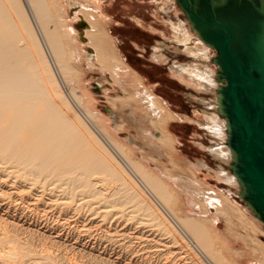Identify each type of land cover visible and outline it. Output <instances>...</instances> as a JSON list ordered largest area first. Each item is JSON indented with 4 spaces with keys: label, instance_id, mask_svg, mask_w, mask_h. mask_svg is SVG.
<instances>
[{
    "label": "bare ground",
    "instance_id": "6f19581e",
    "mask_svg": "<svg viewBox=\"0 0 264 264\" xmlns=\"http://www.w3.org/2000/svg\"><path fill=\"white\" fill-rule=\"evenodd\" d=\"M78 1L77 12L83 17L80 40L90 46L87 51L91 55L87 56L84 44L76 38L70 24H66L67 3L64 0H0V185L7 184L14 190L9 193L20 196L17 204L25 205L21 209L19 207L21 214L32 208L38 209L37 204L47 199L44 209H39L43 218L54 210L66 217L73 214L72 217L83 219L84 211L85 216L101 225L113 220L116 223L129 222L132 228L140 229L138 233L145 231L146 238L141 231V236H134L136 240L138 238L142 244L149 242V246L152 242L155 252L169 255L164 256L165 262L169 259L170 263L174 258L175 264H229L216 242L226 247L231 239L218 228V222L230 224L235 214L239 220L246 217L253 223L259 219L243 199L241 184L231 171L234 153L227 144V119L220 112L219 89L224 82L217 77L216 50L199 36L177 0H162L161 8L165 12L173 8L177 16V11H180L184 17L170 21V43L191 58L170 60L168 70L198 90L194 101L203 107L198 114L194 112L196 119L193 121L200 125L209 139L206 144L199 142L198 145L207 151L216 165L209 168L208 163L198 161L191 163V167L184 166L192 174L171 172L166 168L158 171L146 167L151 170L147 171L138 165L137 160L134 163L127 158L117 144L113 145L115 141L91 122L93 113L81 108V99L73 93L75 91L70 88L64 94L61 88L63 82L70 83L83 59L89 69L96 64L102 74L109 70L112 79L115 78L113 80L120 85L127 86L129 82L127 77L130 74L125 70L127 66L123 65L124 59L118 52L114 37L101 25V15L88 9L89 4L95 2ZM152 47V60H167L162 51L165 46L159 40ZM209 48L215 51L214 56H211ZM99 86L97 84L96 87ZM153 87L136 83L130 88L131 97L149 115L147 121L151 127L144 125L143 136L151 143H159L158 150L162 148L169 153L170 163L177 166L180 157L168 123L170 119L188 118L175 115L166 101L157 99ZM189 99L192 100L191 97ZM104 110L113 114L109 107H104ZM152 125L160 131L157 137L152 133ZM143 160L147 166L148 162L145 158ZM201 166L225 187H212L198 180L195 172L200 171L198 167ZM179 192L186 196L189 204L186 207L188 215L184 218L175 215L171 207L177 204ZM232 196H236L239 202L232 201ZM12 197L7 195L8 199ZM258 222L264 226V222ZM16 224L0 218V264L63 263L43 248L38 252L26 240L21 241L14 233L17 229L10 228H16ZM254 224L258 226V223ZM118 232L114 233L112 241L131 249L133 239L130 241L131 238L128 240L121 231ZM149 249L146 248L147 251ZM142 250L144 252V248ZM248 264H264V261H249Z\"/></svg>",
    "mask_w": 264,
    "mask_h": 264
},
{
    "label": "rangeland",
    "instance_id": "374dc122",
    "mask_svg": "<svg viewBox=\"0 0 264 264\" xmlns=\"http://www.w3.org/2000/svg\"><path fill=\"white\" fill-rule=\"evenodd\" d=\"M77 1L78 0H64L65 4L67 3L65 17L67 19L66 24H70L75 32L76 38L80 40L79 30L82 31L81 28H83L80 26L83 17L77 12L78 7L80 6V2ZM89 1L90 2L88 3H95L89 4L88 9L93 10V12L97 13V15H101V25L112 35V37H114L118 52L124 59L123 65L125 64L124 66H127L125 70H127L126 72L130 74V76L127 77L129 82L127 83V86H122L117 83L116 80H113L115 78L112 79L113 76L111 73L109 74V70L108 72L106 70L102 74V72H100V68L96 64H93V68L89 69L83 59L77 65L78 72L73 74L74 77H72L73 75L71 76L72 82H63V87L61 84L63 92H68L70 88L75 91L73 93L81 99V108L93 113L94 117H91V122L100 128V130L103 131L108 138L115 141H111L114 143L112 144H117V148L120 147L119 150H123V154L127 158L129 157V159H131L134 163H136L137 160V163H139L138 165H142L143 168L150 167L149 169L153 168L158 171L166 168L167 170L169 169V171L172 170L171 172L192 174L191 170L186 169V167L184 168V166L188 165L191 167V163H196L198 161H204L208 163L209 168H215L216 164L214 159L207 153L206 150L198 145L199 142L206 144L209 141L200 125L197 122H194L196 119L194 112H197L198 114L203 107L202 104L194 101L195 93H198V90L186 85L177 77L170 74L168 70L170 60L191 59L187 56V54L177 51L175 46L170 43V40L168 39L171 35L169 26L170 21H178V19L181 20L184 18L182 17L180 11H177L178 16L176 15V12H174L173 8H170L165 12L161 8L163 7L162 3L165 0ZM76 12L77 16H75ZM157 40L165 46L162 51L164 56L167 58L166 61L156 62V60H152L150 58L151 49L153 48L152 46L155 45ZM82 43L84 44L83 49L86 56L91 55L87 51V48H90V46L85 45L86 42L82 41ZM210 52L211 56L215 55V51H211L210 49ZM173 57H175V59ZM69 64L73 66L70 61ZM62 80H64V78H62ZM95 83H98L100 86L96 87ZM136 83H140L144 87L146 86L148 88L154 86L153 93L156 95L157 99L166 101L175 115H184L188 118L185 120L175 118L173 121L170 119L168 123L171 125L169 130L175 138L174 146L176 147V152L180 157V159L178 158L179 160L177 161V166L175 163H170L169 160H171V157H169V153H165V150H162L161 147H159L161 148L159 149L160 151L158 150L159 143H151L150 141H147L145 136H143L145 134L144 125L147 124V126L151 127V124L149 123L150 121H147L149 120L147 118L148 113L136 102L133 97H131L130 88L135 86ZM73 86H75L76 89ZM127 87H129V89ZM188 92H191V95ZM209 95L210 94L207 93V96L210 98ZM190 97L192 98L191 101L189 99ZM124 98H127V101L130 98V102H127ZM104 107H109L113 114L106 113ZM97 111H99L98 114H96ZM101 116H103V119ZM104 118H106V120H104ZM147 126L145 125V127ZM151 129L154 137H157L158 132L160 131L157 128H154L153 125ZM144 158L148 162L147 166L143 162ZM147 168L146 170L148 171L149 169ZM198 168L200 171L196 170L195 172V177L198 180H202L212 187H219L222 189L225 187L224 183H220V181L217 182L213 177L209 176L204 166ZM187 170L189 173L186 172ZM0 188V191L2 190L6 193L8 192L7 194L1 192L3 194L0 195V197L2 196L4 198V202L2 201L3 198H0V218H5L8 222L14 221L15 224L17 223L16 226H14L16 228H10L14 229V231L17 229L13 232L18 234L21 241H27L28 245L38 252L39 250L41 251L44 249L47 253L49 252L52 256L57 257L58 262H60V260L63 261L61 264H68L70 261L71 263L74 262L73 264H175L173 263L174 258L170 261V263L169 259L165 262V257L169 255L164 254V252L162 253L163 255L158 254L159 251H157L158 253L155 252L154 249L156 247H152V242H150L149 246V242L142 244L138 238L136 240L135 237L139 236L138 234L141 236L143 233V236L145 237V231L141 230L142 233L141 231L138 233L140 229L134 227L132 228V224L129 222L126 224L121 222L116 223L113 220L108 222V224L106 223L101 225L96 222L95 219H90V216L87 214V216H85L84 211L82 212V219L77 218V216L72 217L73 214H68L69 216L66 217L62 215V213L60 215L58 214L59 212L54 210L51 211L49 209L48 210L51 212L48 213H51L52 215L49 214L50 217L45 215L44 220L42 216L43 213L40 210L44 209V202L47 199L37 204L38 209L32 208L31 211H24L25 213L21 214L20 211L22 210L20 209L25 205L21 206V204H17L20 196H17L18 194H12V192L9 193V191L14 190L9 189L10 187L8 188L7 184L2 183ZM9 194L13 196L11 199L7 198V195ZM230 199L232 201L239 202V199L236 196H232ZM12 202L15 205H13ZM188 206L189 204L187 203L186 196L179 192L177 204H174L171 207L174 209L172 211H175L173 212L175 215L177 214L178 217L181 216L184 218V216L186 217L188 215V211L186 209ZM255 220H257V218H255ZM258 221L259 220L254 222L258 223L257 226V224H254L251 220L249 221L246 217L239 220L235 214L233 222L230 224H225L224 221L218 222V228L228 235L229 240L231 239L228 243V246L231 249H229L228 246H226L228 249L223 247L221 243L219 244V241L218 243L216 242L218 247L220 245L219 248L226 261H230L229 264H248L249 261H264V235L261 234V232H264V226H261V222L259 223ZM128 229L132 230L130 231ZM116 231H121L125 236H127L128 240L131 238L130 241L133 239L132 242L134 245L131 243V249L129 247L123 248L120 244H118L120 242L114 243L112 241ZM149 239H151L150 234ZM137 242H140L141 246L140 244H135ZM147 247L152 251H150V249L147 251ZM140 248H144V252H141L143 250H139ZM28 260L25 259V261ZM1 261L2 260H0V263Z\"/></svg>",
    "mask_w": 264,
    "mask_h": 264
},
{
    "label": "water",
    "instance_id": "95a60500",
    "mask_svg": "<svg viewBox=\"0 0 264 264\" xmlns=\"http://www.w3.org/2000/svg\"><path fill=\"white\" fill-rule=\"evenodd\" d=\"M177 2L199 36L216 50L217 77L224 82L220 112L227 119V144L234 153L231 171L243 199L264 222V0Z\"/></svg>",
    "mask_w": 264,
    "mask_h": 264
}]
</instances>
